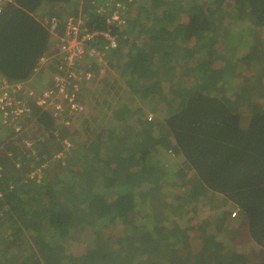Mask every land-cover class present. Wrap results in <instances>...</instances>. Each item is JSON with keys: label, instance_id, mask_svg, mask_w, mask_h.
Instances as JSON below:
<instances>
[{"label": "trees", "instance_id": "1", "mask_svg": "<svg viewBox=\"0 0 264 264\" xmlns=\"http://www.w3.org/2000/svg\"><path fill=\"white\" fill-rule=\"evenodd\" d=\"M80 1L17 0L0 16V75L13 84L32 79L40 73L41 58L59 53L58 48L51 53L59 40L38 14L44 6L48 16L58 18L62 36L69 19L82 18V27L108 32L119 44L116 50L107 49L102 35L88 43L105 54L119 75L110 79L102 73L98 78V58L87 57V63L95 64L87 72L98 79L91 84L98 102L80 99L75 92L82 76L69 85L75 103L93 104L91 111L85 109L80 132L70 119L81 117L82 110L65 112L70 118L64 121L33 102L28 121L22 123L27 128L23 135L29 131L38 141L33 148L24 136L12 147L0 138V264H264V74L242 76L261 60L259 45L246 42L250 51L243 55L236 48L241 33L255 35L256 29H264V0H87L83 11ZM229 39L235 40L233 48L226 46ZM81 65L76 61L71 70ZM45 69L53 75L35 90L39 95L52 90L54 76L67 71L63 56L50 60ZM226 84L237 92L230 94ZM125 95L130 100L137 96L156 110L155 118L140 114L136 124L127 125L131 110L119 106ZM252 97L261 104L246 117L240 108ZM66 136L75 138L74 148ZM57 147L66 149V156L58 157ZM71 152L77 160L66 170ZM169 154L184 160L196 182L193 190L179 172L168 176L165 163L158 164L156 156L167 161L164 155ZM54 160L60 161L57 177L64 174L73 183L71 191L59 182L39 180ZM29 168L40 173L27 177L24 169ZM175 176L182 180L184 196L172 193ZM113 185L115 198L108 194ZM205 194L239 210L235 234L246 233L258 254L230 249L231 243L218 249L200 226L195 232H202V248L197 252L190 245L192 228L170 227L155 218L181 210L185 199L190 213L193 201L201 202ZM167 196L172 201L165 204ZM101 226H122L115 243L93 240ZM82 230L89 231L85 237L91 232L93 245L79 260L68 254L66 244ZM30 235L39 253L31 244L23 250Z\"/></svg>", "mask_w": 264, "mask_h": 264}, {"label": "rangeland", "instance_id": "2", "mask_svg": "<svg viewBox=\"0 0 264 264\" xmlns=\"http://www.w3.org/2000/svg\"><path fill=\"white\" fill-rule=\"evenodd\" d=\"M88 3L87 0H81L80 1V10L83 11L84 10V4ZM43 11L44 12H48L47 7H43ZM248 26V24H245ZM250 40H252L254 42V44H256V46L259 45L258 47V51L261 57V60H255V62L252 63L251 67L248 68L247 70H245L242 74V76L244 75H253V74H264V29H256L255 31V35H249L248 32L246 33H241V36H239V39H236V48L242 53L240 55L246 54L247 52L250 51V46H246L245 43L249 42ZM226 46L227 47H231L233 48L235 46V40L234 39H229L226 42ZM262 46V49H261ZM58 52L57 47L54 45L53 47V52H51L52 54H55ZM87 60H85L83 62L84 65L80 66V70L83 73H86L84 75L83 79L89 80V84L87 86L80 84L76 89L75 92H79L80 93V99H85L87 98L88 101L90 103L94 102H98L96 95L92 96V92L94 91V87H91L93 85V83L96 82L95 76L94 74H92V72H87L88 68H92L93 66H95V64H93L94 62H91V64L86 62ZM97 63V68L100 71V74L97 75L98 78L102 77L103 74H105V77H109L110 79L114 78V77H119L118 72L116 71L115 67L113 66V64H111L109 62V60L104 59V58H99L98 60H96ZM89 64V65H88ZM216 65L220 64L218 61H216L215 63ZM88 65V66H87ZM86 67L87 70H85L84 68ZM103 73V74H102ZM239 74H241V72H239ZM53 74H51V72L49 70H43L42 72H40L39 74H35V76L23 83H26V88H30L32 91L38 90V89H42L43 87V82L47 81ZM39 79V80H38ZM238 82H240V80H238ZM92 84V85H91ZM248 85V83H247ZM226 89L227 91H229V84H226ZM231 91H229L230 94H234L235 92H237L236 89L232 90L230 88ZM44 92H46V90H44ZM255 94V92H254ZM256 95V94H255ZM93 104H89L88 107L86 106V104H82L81 106L83 107L82 111L84 112L82 114V116L80 117L79 115H76L74 117V120L72 123H75V132H80L79 126L81 124L80 120L82 117H84V114L86 113L87 110L92 109V105ZM125 104L129 110H131L130 115L128 116V118H126V124L127 125H134L136 124V122L140 119V114H145L147 116H149V118H155V116L157 115L156 110L154 109H149L147 106V104L141 102V99L137 96H135V99L133 98L132 100L128 99V97L122 96L121 100L119 101V106ZM261 104V100L258 97H252L250 101H248L247 103H244L241 105L240 111L242 113L245 114L246 117H248L250 114H252V109L257 108V106H260ZM263 104V102H262ZM97 108V107H96ZM94 108V109H96ZM161 109H164L165 106H161ZM87 109V110H85ZM35 112V111H34ZM104 114V113H102ZM6 117H8L7 113H4L0 116V124L5 123V119ZM67 117V120L68 121ZM110 118H112V115L107 116V121L104 122L105 127L109 128V124L108 121L110 120ZM143 118V117H142ZM113 119H115V116H113ZM32 123L31 124H35V119L34 117H32ZM119 121V123H122L123 120H119L116 117V121ZM28 121V120H26ZM114 122V121H113ZM70 122V124H72ZM125 123V121H124ZM114 124V123H111ZM118 125V124H117ZM78 127V128H76ZM114 127V125H113ZM3 128V127H2ZM4 130H0V138L1 141H6L4 143V146L8 145L7 143H10V147L15 146V141H17V139H19V137H23L24 136V141L27 144V146L30 148L32 146H34V142H38L35 138L34 135H32L29 131L26 135H23V131H27L26 129L23 128H18L17 131L18 133L22 134L21 136H15V133H12L13 129L9 128V127H4ZM39 129V128H38ZM42 133V130H40ZM109 133L112 132V130L110 131V129L108 130ZM16 132V133H17ZM73 132V131H71ZM5 133V134H4ZM108 133V132H107ZM121 132H119L118 134H120ZM12 136V137H10ZM15 137V138H14ZM14 138V139H13ZM122 138V137H121ZM65 142H73V148L76 144L75 142V138L70 136V137H64ZM66 144V143H64ZM18 146V144L16 145ZM33 148V147H32ZM58 149L60 147H57ZM1 149V148H0ZM61 150L62 155L66 154V149ZM34 153V151L32 152ZM36 153V152H35ZM16 154V153H15ZM20 154V153H18ZM75 153L71 152V154H68V156H70V161H65V168L66 170L71 169L73 167V164L76 162L77 157L76 155L73 157ZM170 155V156H169ZM169 155H164V158L168 159L167 161H164L161 156H156V159L158 160V164L161 163H165V166L167 169L170 170V174L168 176H172L174 174H177L178 172L180 173V176L182 177L183 181H188V183L190 184V187L194 188L196 182H194V179L192 178V175L188 176V166H186V164L184 165V160L179 157V156H174L172 154ZM33 156V155H32ZM31 156V157H32ZM66 156V155H65ZM67 156V157H68ZM11 158H14V154H12V156H10ZM30 156L28 157L29 159L31 158ZM73 157V158H72ZM80 159V158H79ZM66 160V157H65ZM62 161V160H61ZM55 162V163H53ZM53 162H51L48 165V169H49V173L41 176L39 178V180L42 178L45 180L46 183H57L59 182L60 184H62V188L63 190L66 191H71V187L73 185V183L67 178V176H65L64 174H62V176H60L61 178H58L57 175L59 173L58 170H56V168L59 166L60 161L59 160H54ZM30 166H32V163L29 164ZM47 166V165H46ZM81 166V163L78 165V167ZM106 167V166H105ZM30 169V168H29ZM24 169L25 171V175L27 177H34V174L37 172L38 174L40 173L39 169H36L35 171L33 169ZM78 168H76L77 170ZM38 170V171H37ZM72 171V170H71ZM108 171V170H107ZM66 175H68L67 171L65 172ZM168 176L166 178V180L168 179ZM26 178V177H25ZM171 180H174L173 184L175 186V189L173 191V188L170 187V191H173L172 193H176L179 196H184L185 195V188L181 187L182 185V180L180 179V177L175 176L172 177ZM70 188V189H69ZM60 191H62L59 188ZM58 191V193L60 194L61 192ZM108 194L109 195H113V198H115V188L114 185L110 186V188L108 189ZM191 191V190H190ZM57 192V190H56ZM73 193L76 192V190L72 191ZM192 192H190L191 197L192 196ZM57 194V193H55ZM1 196V194H0ZM212 195L210 194H205L204 199L201 202H196V201H189V204L191 206V204L193 203V206L191 207V212L189 213L188 211V206L185 204L187 202V199H185V201H183L181 203V210H177L175 211L174 209H171L169 212V215H156L155 218L157 220H160V222L162 224L166 223L168 226L172 227V226H178L183 228V227H189L192 228L189 231L190 234V245L192 246V248L198 252V249L200 250V248H202V239L199 238V234L200 231H197V228L200 226V229L202 230V227L205 228L207 230L206 235L209 238H212L213 242L212 244H215V247L219 248H223L224 245H226V243H229V247H230V243L232 244V246L230 247V249H234L237 250L239 252L242 251H246L247 254H258L259 251L256 247V245L252 244L250 242V238L248 237V235H246V233H241L239 235H236L238 232V228L239 225L236 224V221L238 217H233V213L236 210H233L234 207H232L231 205H229L224 199H215V200H211ZM113 200V199H112ZM198 200V199H197ZM171 198L169 196H167V198L165 199L164 203L168 204L169 202H171ZM84 206V205H83ZM187 206V207H185ZM232 212L231 216L230 213ZM111 219H109L107 222H110ZM230 220H234V221H230ZM122 226L119 227H110V228H102V226L98 229H95V231L93 232V240L95 239H99L102 240L103 242L109 243L110 245L113 244V242L115 243V235H117L118 233H120ZM104 229V230H103ZM101 230V231H99ZM235 231V232H234ZM89 232L88 230H82L78 235L71 236L70 239H68L66 247L68 248V254L71 253L73 255V257H79V260L81 258V256L85 255L86 252L88 251V248L93 245V241H92V236H91V232L90 234L85 237V234ZM234 233V234H233ZM236 233V234H235ZM202 235V232L201 234ZM33 236L30 235L27 237V243L25 245V247L23 248V250L28 247L29 244H31V246H34V240L32 238ZM231 237L235 238L236 242L231 241ZM114 239V240H113ZM39 241V240H38ZM35 250L39 253V249L38 247L34 246ZM262 252V251H261ZM67 254V255H68Z\"/></svg>", "mask_w": 264, "mask_h": 264}, {"label": "built area", "instance_id": "3", "mask_svg": "<svg viewBox=\"0 0 264 264\" xmlns=\"http://www.w3.org/2000/svg\"><path fill=\"white\" fill-rule=\"evenodd\" d=\"M16 3L17 0H0V16L7 8L16 5ZM38 14L43 17V23L48 26L52 36L59 40V42L56 43V47L59 49L58 56H63L67 71L63 74L54 76L53 89L46 90V92L43 91L41 95L32 91L30 88H26V83L13 84L0 75V116L4 113L8 115L5 119V123L0 124L1 131L4 130V127L13 129L12 133L19 131L17 129L22 128V123L29 118L28 115L31 112L30 106L33 102L41 106L45 112L52 114L58 119L62 118L64 121L67 120L65 112H69L68 114H70L74 111L82 110L83 107L75 103L73 98H70L69 85L74 77L82 76L78 78L79 81L74 85L76 86L75 89L80 84L87 86L90 78L88 80L83 79L86 73H83L81 70L73 71L71 67L75 65L76 61L83 63L88 56L105 59V54L103 52L90 49L89 47L91 46L88 45L89 42H94V39L100 35L108 42L107 49L116 50L119 47L116 36L108 32L91 33L88 29L82 27L84 22L82 18L77 21L74 18L69 19L64 35L62 36L59 33L58 18L48 16L46 12L43 11V8L39 9ZM58 56H52L51 58L45 56L41 58L37 73L45 70L50 60ZM59 69H63V67L60 65ZM24 96H28L27 98H30V100L28 101L26 98L25 101H23L22 98ZM73 120L74 117L70 119V122H73ZM60 156L64 155H61L60 152L58 157ZM238 212L239 210H236L233 213V217H236Z\"/></svg>", "mask_w": 264, "mask_h": 264}, {"label": "bare ground", "instance_id": "4", "mask_svg": "<svg viewBox=\"0 0 264 264\" xmlns=\"http://www.w3.org/2000/svg\"><path fill=\"white\" fill-rule=\"evenodd\" d=\"M55 56H58V55H55Z\"/></svg>", "mask_w": 264, "mask_h": 264}]
</instances>
